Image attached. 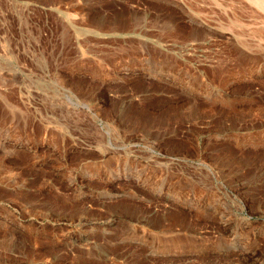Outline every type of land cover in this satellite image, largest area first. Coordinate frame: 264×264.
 <instances>
[{"label":"rangeland","instance_id":"obj_1","mask_svg":"<svg viewBox=\"0 0 264 264\" xmlns=\"http://www.w3.org/2000/svg\"><path fill=\"white\" fill-rule=\"evenodd\" d=\"M258 1L0 0V264H264Z\"/></svg>","mask_w":264,"mask_h":264},{"label":"bare ground","instance_id":"obj_2","mask_svg":"<svg viewBox=\"0 0 264 264\" xmlns=\"http://www.w3.org/2000/svg\"><path fill=\"white\" fill-rule=\"evenodd\" d=\"M257 1H258V0H257ZM258 2H260V1H258ZM260 3H261V2H260ZM261 4H262V3H261ZM261 4H260V5H261Z\"/></svg>","mask_w":264,"mask_h":264}]
</instances>
